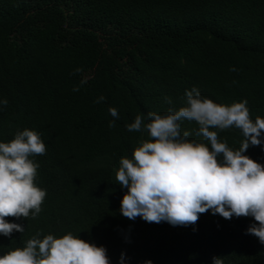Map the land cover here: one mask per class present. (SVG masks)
<instances>
[{
  "label": "trees",
  "instance_id": "16d2710c",
  "mask_svg": "<svg viewBox=\"0 0 264 264\" xmlns=\"http://www.w3.org/2000/svg\"><path fill=\"white\" fill-rule=\"evenodd\" d=\"M193 86L218 103L246 98L250 117H264V0H0V97L8 100L0 140L27 127L47 149L33 157L36 183L47 190L42 211L6 217L25 231L0 234V254L37 232L72 231L106 246L113 264L121 252L128 264H212L214 256L264 264V244L246 233L251 216L209 210L193 230L119 210L127 191L116 179L120 159L149 138L126 125L166 112L165 96L183 106ZM100 95L106 99L96 103ZM181 128L203 138L194 120ZM218 134L232 148L244 138L236 127ZM245 154L264 164L260 145Z\"/></svg>",
  "mask_w": 264,
  "mask_h": 264
},
{
  "label": "clouds",
  "instance_id": "9594fccd",
  "mask_svg": "<svg viewBox=\"0 0 264 264\" xmlns=\"http://www.w3.org/2000/svg\"><path fill=\"white\" fill-rule=\"evenodd\" d=\"M235 71V67L230 68ZM79 71V69H77ZM85 81H81L84 83ZM74 86L73 91H78ZM100 95L96 103L104 101ZM166 112L149 111L147 121L137 114L126 125L129 131L147 130L148 139L139 142L131 157L122 156L116 179L127 191L121 197L120 212L131 220L166 221L173 226H193L206 211L226 219L251 216L246 233L264 244V164L245 154L250 145L264 149V117H250L247 99L231 104L218 103L203 96L198 87L185 90L183 106L176 108L165 96ZM8 104L0 97V110ZM118 117L116 107H109ZM194 120L200 140L189 139L181 122ZM115 120L109 121L114 126ZM239 128L243 140L238 148L221 139L219 130ZM42 134L25 127L7 142L0 140V234L23 233L25 227L8 216L36 217L42 211L47 190L36 183L39 163L35 155L46 152ZM121 252L119 264H128ZM0 264H113L104 245L82 239L67 231L57 236L37 232L23 246L0 254ZM142 264H153L145 259ZM212 264H223L214 256Z\"/></svg>",
  "mask_w": 264,
  "mask_h": 264
}]
</instances>
